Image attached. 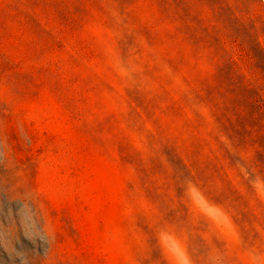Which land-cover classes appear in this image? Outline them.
<instances>
[{"label": "rangeland", "instance_id": "obj_1", "mask_svg": "<svg viewBox=\"0 0 264 264\" xmlns=\"http://www.w3.org/2000/svg\"><path fill=\"white\" fill-rule=\"evenodd\" d=\"M0 264H264V0H0Z\"/></svg>", "mask_w": 264, "mask_h": 264}]
</instances>
